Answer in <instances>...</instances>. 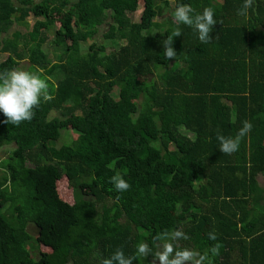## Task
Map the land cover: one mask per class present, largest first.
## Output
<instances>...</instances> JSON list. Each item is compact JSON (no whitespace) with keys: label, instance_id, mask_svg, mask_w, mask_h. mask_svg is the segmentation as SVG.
<instances>
[{"label":"trees","instance_id":"1","mask_svg":"<svg viewBox=\"0 0 264 264\" xmlns=\"http://www.w3.org/2000/svg\"><path fill=\"white\" fill-rule=\"evenodd\" d=\"M142 1L0 0V73L28 61L50 87L30 121L0 114V264H105L117 250L159 264L176 230L192 264H264V0ZM182 5L214 9L209 43L175 20ZM53 32L56 61L44 48ZM245 122L239 149L222 153L217 137ZM64 128L76 135L59 144Z\"/></svg>","mask_w":264,"mask_h":264},{"label":"clouds","instance_id":"2","mask_svg":"<svg viewBox=\"0 0 264 264\" xmlns=\"http://www.w3.org/2000/svg\"><path fill=\"white\" fill-rule=\"evenodd\" d=\"M252 0H245L244 8L251 6ZM215 11L212 8H205L201 13H193V10L182 5L174 13L175 20L182 24L193 27L198 33V38L202 43H209L211 40V31L216 21L214 19ZM180 35L179 32L175 37ZM173 45V39L163 45L164 56L168 60L177 57V52ZM48 83L38 74L25 70H8L0 73V114L7 119L8 124L18 125L22 121H30L33 118V109L40 103L41 96L46 98ZM251 123L245 122L243 127L234 137L218 136L220 141L219 150L222 153L231 154L239 149L242 138L251 130ZM112 183L117 191H126L130 185L120 176H113ZM184 236L183 232L176 230L166 234L165 239L169 242L163 243L157 256L159 264H192L194 253L189 249H175L171 241ZM213 239L215 237H212ZM156 239H160L157 237ZM151 249L147 243L141 242L137 245L138 256H145ZM211 253H217V248H212ZM201 261L206 257H201ZM105 264H133V257H126L122 250H117Z\"/></svg>","mask_w":264,"mask_h":264},{"label":"rangeland","instance_id":"3","mask_svg":"<svg viewBox=\"0 0 264 264\" xmlns=\"http://www.w3.org/2000/svg\"><path fill=\"white\" fill-rule=\"evenodd\" d=\"M37 2L41 1V0H36ZM140 3L142 4L143 1L140 0ZM176 4V1L175 0H171V5L172 6H175ZM141 14H142V10H138L134 15H133V20L134 21H140V18H141ZM165 18L164 15H160L157 20L158 21H163ZM35 23V21L31 22L30 23V27L29 29H32L33 28V24ZM58 26H59V23H58ZM16 28V23H14L13 25H11L10 27H8L9 29V32H12L13 30H15ZM108 26L106 23L102 24L101 26L98 27V32L97 34L94 36V39L96 40H99L97 41L100 45H105L106 44V41L104 39V33L106 32ZM54 31H56L55 29H53ZM95 31H96V28H95ZM57 32H53L50 34V40L48 41V43L46 44V46H44L45 50L48 52L49 54V57L51 60L53 61H56L58 59V56L60 54H62V51H63V47H62V42L58 39L57 35L56 34ZM7 35V32H4V36ZM89 44H86V45H82V50L83 51H87L89 46ZM107 51L110 52L112 51V47L110 46L109 48H107ZM32 65L30 63L25 62L23 64H20V66L18 67V70H25V71H29V72H34L36 74H38L37 72L31 70V67ZM38 70H40L41 72H39V76L40 77H43V76H46V72L43 68L41 67H37ZM64 78V75H63V72L58 70L57 72H55L52 76L49 77V79H52L53 82H58L60 80H62ZM48 88L50 89V87L48 86ZM117 93H115V96H117ZM76 135V132L72 129V128H64L62 130V137L59 141V144H62V143H65V142H69L70 139L72 137H74ZM10 147H1L0 148V157H1V160H0V175L2 174L3 171H5L6 169V166L3 165L4 161L8 158V156L10 155L8 152V149ZM259 180L262 182V184H264V177L259 176L258 177ZM67 197L69 198V194H67ZM34 229V228H33ZM158 256V255H157ZM155 260L158 262L157 260V257L155 258Z\"/></svg>","mask_w":264,"mask_h":264}]
</instances>
